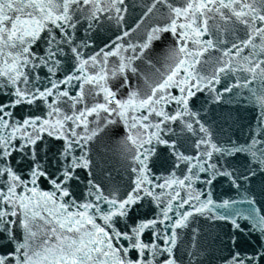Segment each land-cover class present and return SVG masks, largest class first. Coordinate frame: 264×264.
I'll list each match as a JSON object with an SVG mask.
<instances>
[{
	"label": "snow or ice",
	"instance_id": "1",
	"mask_svg": "<svg viewBox=\"0 0 264 264\" xmlns=\"http://www.w3.org/2000/svg\"><path fill=\"white\" fill-rule=\"evenodd\" d=\"M0 264H264V0H0Z\"/></svg>",
	"mask_w": 264,
	"mask_h": 264
}]
</instances>
